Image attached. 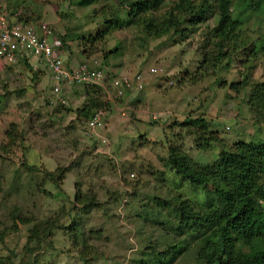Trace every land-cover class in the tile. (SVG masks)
I'll return each instance as SVG.
<instances>
[{
    "label": "rangeland",
    "instance_id": "obj_1",
    "mask_svg": "<svg viewBox=\"0 0 264 264\" xmlns=\"http://www.w3.org/2000/svg\"><path fill=\"white\" fill-rule=\"evenodd\" d=\"M76 2L0 0V6L12 21L33 28L46 24L61 43L64 63L65 59L89 66L99 63L112 77L140 71L142 88L122 90L129 100L112 86L104 88L101 104L108 107L102 109L104 129L96 132L106 144L100 145L94 139L97 136L84 133L86 121L75 119L71 111L78 102L66 101L65 88L64 104L59 103L61 95L51 93L42 61L26 55L10 64L0 62V142L10 123L16 124L18 136L8 152L0 154V256L16 264H138L135 260L145 246L160 248L169 241L166 236L171 237L168 227L173 214L165 209L157 217L151 197L170 199L180 194L193 205L215 207L214 191L226 185L210 172L221 146L212 142L197 150L188 136L173 140L176 121L201 116L226 145L239 140L264 143V120L255 119L246 103L249 83L264 81V47L253 58L250 71L245 70L249 63L244 61L248 52L241 50L230 67L200 75L197 67L209 48L203 45L202 32L213 25L211 17L185 41L173 42L170 34L155 39L145 34L143 21L124 24L126 0H95L87 6ZM177 2L162 0L148 13L155 17L152 24H158L159 17ZM104 21L111 23L101 33ZM243 27L256 46L264 38V17L249 14ZM107 51L114 53L107 55ZM157 67L162 68L161 74H148ZM245 74L246 87L238 92L227 87ZM69 87L82 91V85ZM111 108L117 115L109 119ZM148 120L154 122L148 125ZM165 137L180 145L179 155L203 177L202 183L194 185L166 167ZM24 163L35 169H25ZM57 168L66 169L58 188L45 173ZM75 182L100 203L99 209L78 215L88 247L87 262L78 257L81 241L73 243L59 228L47 229L49 223L70 222L69 201L55 193L66 191L71 199ZM158 219L165 224L158 225ZM192 247L171 264H196Z\"/></svg>",
    "mask_w": 264,
    "mask_h": 264
},
{
    "label": "trees",
    "instance_id": "obj_2",
    "mask_svg": "<svg viewBox=\"0 0 264 264\" xmlns=\"http://www.w3.org/2000/svg\"><path fill=\"white\" fill-rule=\"evenodd\" d=\"M94 1L77 0L76 4L87 6ZM161 2L162 0H126L128 4L124 24L129 25L137 19L143 21L145 34H149L152 38L170 34L171 38H175L172 39L173 42H182L194 34L201 23L211 17L213 25L202 32L203 45L209 48L202 53L201 63L197 67L200 70L199 74L204 75L208 70L214 71L210 69L221 70L230 67L233 56L241 50L248 52V56L244 58V61L249 63L245 70L252 69L253 58L263 50L264 38L257 40L259 43L256 46V41L248 39L243 24L249 14L264 17V0H178L159 17L161 19L155 25L152 24L155 17L148 16V13ZM114 20L117 23L118 19L114 18ZM104 23L106 25L101 33L107 30L106 27L111 22L104 21ZM60 40L63 42L64 39ZM108 53L112 54L114 51H107L105 54ZM110 74L103 86L82 85L83 101L79 107L71 111L78 122H85L98 110L108 107L106 104L103 107L101 103L104 88L111 89L108 80L113 75ZM247 84L248 76L245 74L240 81L230 82L227 87L238 92ZM246 103L255 119L264 120V81L249 83ZM153 122L148 120V125ZM174 125L178 127V131L173 133V140L188 136L192 138L197 150L206 149L212 142L221 146L216 159L211 163L210 172L212 177H219L226 185L225 188L214 191V199L217 203L215 207L193 205L180 194L170 199L151 197L157 217L165 209L173 214L171 216L174 221H171L172 224L168 227L171 237L166 236L169 241H165L160 248L153 245L145 246L141 250L142 256L135 261L138 264H171L191 244L193 245L191 256L196 264H264V143L239 140L226 145L217 136V131L209 130L208 122L201 116H188L176 121ZM16 132L15 123H10L4 130V141L0 142V154L7 153L18 140ZM94 139L96 144L101 145L99 138ZM162 143L166 149L164 161L166 167L194 185L202 183L203 177L198 175L183 156L179 155L180 145L168 137H165ZM23 166L25 169H35L34 165L24 163ZM65 172L64 168L45 171L57 188ZM73 190L71 199L66 191L55 193V196L69 201L70 222L66 225L49 223L47 229L50 232L53 228H59L70 236L73 243L81 241L83 247L78 257L83 262H87L84 254L87 253L88 247L85 245L78 215L99 209L100 203L95 194L89 191L82 192L76 182L73 184ZM40 192L46 196L50 194L43 189ZM172 209L173 213H171ZM156 223L165 224L159 219ZM171 239L174 241H170ZM0 264L16 263L8 257L0 256Z\"/></svg>",
    "mask_w": 264,
    "mask_h": 264
},
{
    "label": "built area",
    "instance_id": "obj_3",
    "mask_svg": "<svg viewBox=\"0 0 264 264\" xmlns=\"http://www.w3.org/2000/svg\"><path fill=\"white\" fill-rule=\"evenodd\" d=\"M32 56L42 61L49 72L51 87L50 91L55 97L59 98V103L64 104L62 89L72 85L94 84L103 86L110 72L99 64L89 66L86 63H78L66 67L63 61V52L61 43L54 38L52 32L44 23H38L35 28L23 23H17L10 20L0 6V62L10 64L16 61L18 57ZM162 68H150L151 74H161ZM141 72L133 75L128 73L119 74L112 77L111 86L113 89H127L135 82V88L141 89ZM169 85L172 82L167 81ZM48 103H53V98H48ZM102 110H98L85 123V134H93L100 139L101 145L106 144V139L97 134V130L103 128L101 121ZM154 118V117H152ZM132 176V174L130 175Z\"/></svg>",
    "mask_w": 264,
    "mask_h": 264
},
{
    "label": "crops",
    "instance_id": "obj_4",
    "mask_svg": "<svg viewBox=\"0 0 264 264\" xmlns=\"http://www.w3.org/2000/svg\"><path fill=\"white\" fill-rule=\"evenodd\" d=\"M15 22H17V23H19L20 21H15ZM22 23V22H21ZM63 59H64V57H63ZM68 61H66V59H65V66L66 67H70V66H73L74 65V63L72 62V63H67ZM67 63V64H66ZM32 66H34V65H32ZM48 71V70H47ZM136 72H138V71H134V72H131L129 75H133L134 73H136ZM49 73V72H48ZM119 74H123V73H118V75ZM148 74H149V72H148ZM151 74V73H150ZM142 77H143V73H141V80H140V83L141 84H143V80H142ZM48 78H49V80H50V75L48 76ZM50 84H51V80H50ZM135 82L133 83V81H132V87H134V91L135 92H139L141 89H136L135 88ZM130 86V87H131ZM50 88V87H49ZM142 88V87H141ZM70 87H66L64 90H63V94H64V96H65V98H66V101H69L70 103H77L74 107H72V111H73V109H76L77 107H79L80 106V104L82 103V100H83V96H84V94L82 93V91H78V90H76V89H74L73 88V90L71 89ZM122 90H125V89H120L119 88V90L118 89H115V91L119 94V95H123V94H126L125 96H127V94L128 93H123V91ZM130 95V94H129ZM131 96V95H130ZM109 96H107V98H108ZM122 97V96H121ZM145 97V96H144ZM126 98H128V99H126V100H129V96H127ZM141 98H143V96L142 97H138L136 100H139V99H141ZM125 100V99H124ZM125 100V101H126ZM110 110H112L111 112H109L108 111V113H111V115L109 114L108 115V117H109V119L111 118H114L117 114L115 113V111H113V108H111ZM107 113V112H106ZM72 114H73V112H72ZM115 115V116H114ZM117 119V118H116ZM103 129H104V127H103ZM103 129H98V131H103Z\"/></svg>",
    "mask_w": 264,
    "mask_h": 264
},
{
    "label": "clouds",
    "instance_id": "obj_5",
    "mask_svg": "<svg viewBox=\"0 0 264 264\" xmlns=\"http://www.w3.org/2000/svg\"><path fill=\"white\" fill-rule=\"evenodd\" d=\"M23 23V22H22ZM23 24H25V23H23Z\"/></svg>",
    "mask_w": 264,
    "mask_h": 264
}]
</instances>
